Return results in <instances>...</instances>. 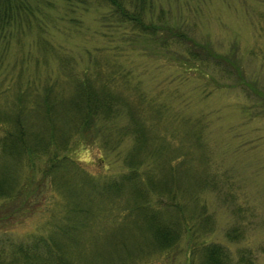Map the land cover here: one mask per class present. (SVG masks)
Wrapping results in <instances>:
<instances>
[{
	"label": "rangeland",
	"instance_id": "rangeland-1",
	"mask_svg": "<svg viewBox=\"0 0 264 264\" xmlns=\"http://www.w3.org/2000/svg\"><path fill=\"white\" fill-rule=\"evenodd\" d=\"M87 2L71 11L63 1L54 0L33 17L31 28L0 36V90L8 85L12 90L22 69L23 80L38 74L53 77L64 64L78 74L93 72L98 61L105 72L113 73L115 88L124 96L109 115L105 133L113 136L131 128L134 106L149 101L150 107L137 111V116L154 141L184 149L182 160L174 165L185 170L180 185L192 194L196 181L204 177L211 181L196 192L198 207L209 215L210 226L201 235L222 244L232 263L240 257L248 261L245 264H264V0H153L154 13L149 14L156 21L162 8L165 23L186 28L226 54L242 69L246 81L242 84L236 82L233 66L193 60L183 47L171 45V39L161 43L159 36L111 19L106 5ZM62 78L58 89L67 92L71 83ZM27 112L32 119L39 118L32 107ZM56 125L59 130L66 127L62 120ZM100 127L104 128L98 121L76 130L66 151L84 171L73 173V165L60 164L64 178L70 174L84 178L72 179L78 196L67 192L75 218L59 220L72 223L58 236L67 243L68 255L79 264H202L199 245L186 231L166 249L148 245L151 224L145 215L155 213L134 199L124 200V187L98 186L97 179L127 169L124 163L132 143L131 135H126L119 144L105 145ZM171 156L165 150L148 157L156 178L173 164ZM39 174L36 170L35 177ZM176 174L175 168L172 175ZM50 183L47 176L31 204L0 198V238L18 244L46 233L50 214L64 198L49 189ZM125 206L126 214L114 220L117 207L121 211ZM232 228L237 236L229 238L226 233Z\"/></svg>",
	"mask_w": 264,
	"mask_h": 264
},
{
	"label": "trees",
	"instance_id": "trees-1",
	"mask_svg": "<svg viewBox=\"0 0 264 264\" xmlns=\"http://www.w3.org/2000/svg\"><path fill=\"white\" fill-rule=\"evenodd\" d=\"M53 1L0 0V36L11 34L12 29L23 32L25 27L31 28L34 25L33 17L43 12L44 7L50 6ZM61 1L71 11H74L77 6L83 8L88 4L87 0ZM94 1L109 7V17L118 23H127L132 30L159 36L161 43L171 39V45L183 47L184 53L193 60L206 62L212 59L217 65L233 66L238 77L236 82L246 83L242 69L228 60L226 54L215 51L206 42L189 34L186 28L165 23L161 18L162 8L156 21L151 18L149 14L154 13L153 0ZM94 65L93 72L83 70L78 74L69 65L64 64L58 74L53 77L41 76L42 80L39 74L26 76L23 80L25 74L22 69V72L18 73L17 81L14 80L12 90L9 85L0 90V198H19L23 204H31L32 197L41 192L47 176L51 182L49 189L64 197L61 200V207L50 214L49 229L46 233L38 234L30 241L18 244L0 238V264H79L74 257L68 255L67 243L58 236L62 233L60 229L63 230L64 227L66 230L70 229L69 226L72 224L61 223L59 220L65 217L72 221L75 218V208L67 192L78 196L79 192H76L73 182L80 179L83 182L84 178L75 174H70V178H64L60 172V164L63 161L73 165L71 169L73 173L84 171L66 151L70 147V141L74 138L76 130L93 127L98 121L104 127L100 129L104 133L102 135H104L105 145L111 146L110 143L114 144V142L119 144L123 136L131 135L132 143L127 151L129 157L124 163L126 172L122 171L111 178L106 176L103 180L96 181L98 186L104 189L118 190L124 187V200L134 199L139 207L155 213V215H145L148 219L147 223L151 224L148 230L151 229L152 242H147L148 245L153 243L160 249H166L176 243L182 231H186L192 242L199 245L203 257L202 264L248 262L239 257L232 263L231 256L222 244L207 240L204 234L201 235V231H206V227L210 226L209 215L198 207L196 192L198 187L211 181L206 177L196 181V188L194 187L192 194L180 185L179 180L185 170L182 166L174 165L182 160L184 149L179 145L172 147L164 142L154 141L151 133L148 135L137 116V111H144L145 107H150L149 101L146 102V106L143 105L144 100L134 106L131 112V128L113 135L114 137L110 133H105L110 126L111 116L109 115L117 111L124 96L115 88L113 73L105 72L98 61ZM61 76L67 77L71 83L67 92H64V87L62 92L58 89ZM1 99H5L7 104L3 101L4 104L1 105ZM127 102L130 111L132 110L131 99ZM30 107L39 117L33 118L36 121L27 112ZM57 120L66 123L63 130H59L56 125ZM92 139L91 136L88 140ZM78 140L73 144L79 141L82 143ZM165 150L172 153L173 164H169L167 171L161 172L162 175L156 178L152 174V162L148 160V157L155 156L159 152L163 154ZM37 160H42V165L39 167ZM175 168L177 174L173 176L172 172ZM22 169H25V173L19 175ZM36 170L40 172V177H35ZM20 177L23 178L20 179ZM86 177L93 181L92 174ZM70 187L72 192L69 190ZM192 205H194L193 209H191ZM162 208L165 213L157 215L156 212ZM128 209L125 206L120 211L117 207L112 218L119 221ZM236 233L232 228L226 235L234 238L237 236Z\"/></svg>",
	"mask_w": 264,
	"mask_h": 264
}]
</instances>
